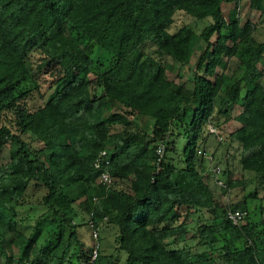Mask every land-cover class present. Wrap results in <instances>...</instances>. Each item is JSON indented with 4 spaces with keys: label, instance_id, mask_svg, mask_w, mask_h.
<instances>
[{
    "label": "trees",
    "instance_id": "obj_1",
    "mask_svg": "<svg viewBox=\"0 0 264 264\" xmlns=\"http://www.w3.org/2000/svg\"><path fill=\"white\" fill-rule=\"evenodd\" d=\"M229 2L239 0H0V264L84 262L81 202L96 226H115L123 264H264V37L226 17ZM250 7L264 29V0ZM177 13L207 23L170 31ZM174 63L193 65L188 83L169 77ZM232 118L239 128L224 133ZM34 206L36 222L56 224L40 244L38 228L18 225ZM237 208L240 224L228 217ZM191 232L194 245L172 247Z\"/></svg>",
    "mask_w": 264,
    "mask_h": 264
},
{
    "label": "rangeland",
    "instance_id": "obj_2",
    "mask_svg": "<svg viewBox=\"0 0 264 264\" xmlns=\"http://www.w3.org/2000/svg\"><path fill=\"white\" fill-rule=\"evenodd\" d=\"M223 11L225 13V16L228 17L230 15H234L238 17L241 21V23H244L246 21H250L251 23H254L257 25L258 29L257 32L255 33V36L259 39H262L264 37V29L262 28V25L260 24V12L256 9H252L250 7V0H239L238 4L235 5L234 2H229V3H224L223 6ZM207 21H198L195 22L194 19L186 16L183 13H177L174 17L173 23L170 26V31H174L175 29L181 27L184 24H192L195 26V28L198 30L200 29L204 24H206ZM264 24V23H262ZM238 61L235 57H232L228 60L226 72L231 73L237 66ZM194 67L192 64L189 65H180L179 63H174L173 65V70L169 72V77L172 79H177L179 82H183L186 84L188 83V80L191 77V73L193 71ZM219 70V68H218ZM116 109H119L117 106V103L111 101L109 104V107L107 109L108 115L112 111H116ZM238 113L237 109H233L231 116L234 117ZM137 122L144 128L148 129L152 125V120L148 117H139L137 118ZM240 126V123L236 121L234 118H232L230 121H228L226 124L223 125L222 130L224 133H229L232 131H235L238 129ZM118 126L114 125L112 129L114 131L118 130ZM214 141L210 140L208 142V147L209 151L214 148ZM236 145V142L233 145ZM213 150V149H212ZM7 154H2L1 161H0V168L2 169L1 171L3 172H8V166H7ZM229 159V169L232 171V175H238L240 172V166H239V161H238V153L231 149L230 154L228 156ZM222 167V166H221ZM216 189V195L215 197L218 199V201L222 203H228V200L232 199L233 196V191L231 192L229 198L228 195L225 192L220 191L219 189ZM247 190H250L251 187H247ZM237 194H242L240 193L239 190L236 191ZM77 206V211H78V216L75 219L76 223H80L78 227V232L80 234V237L82 240L85 242L86 246L90 248L94 243L95 240L93 239L91 235V228L88 226V212L85 210L86 203L81 202L78 203ZM30 215L29 220H24V221H19L20 224V230L24 232L26 235H30L36 228L41 232V236L38 240L39 244L44 242V240L47 239V235L49 236L50 233H52L53 229L55 228L54 222L49 219L50 215H45L42 216L41 219L36 222V218L38 217L39 214L43 213L44 210H36V207L34 206L33 209H28V207L21 209L20 213H26ZM19 214V215H21ZM206 214V213H205ZM23 215V214H22ZM207 215V214H206ZM195 217V215H193ZM240 224V222L238 223ZM18 226V227H19ZM99 226V241H100V255H109L114 253L113 261L107 262L106 264H123L125 259H126V254L124 252H116L115 247L117 246L116 242V228L112 224L106 222V220L101 221L98 223ZM68 229L65 230V234L67 233ZM39 232V233H40ZM194 233H188L187 235H183L180 237H177L173 242H172V247H177L180 248L184 245H194L196 243V239L192 237ZM46 237V239H45ZM37 247L34 248L33 253H36ZM70 264H83V262H79L75 259V257H72ZM63 264H68L67 262Z\"/></svg>",
    "mask_w": 264,
    "mask_h": 264
},
{
    "label": "built area",
    "instance_id": "obj_3",
    "mask_svg": "<svg viewBox=\"0 0 264 264\" xmlns=\"http://www.w3.org/2000/svg\"><path fill=\"white\" fill-rule=\"evenodd\" d=\"M210 127L211 131H215L213 128ZM164 151V144L160 143L157 147V155L159 157L162 156ZM105 154V151L100 152L99 156L97 157L96 161H95V166L96 167H100V160L102 159V156ZM219 171V169H217V172ZM99 181L102 184H110L112 182V178L109 172L103 170L100 172V176H99ZM219 184H223L222 180H218ZM246 211L241 209V208H237V209H231L228 211V217L232 220V222L234 224H238L239 222H241L243 220V218L246 215ZM89 225L91 227L92 230V237L95 240V243L91 246V252L89 254V256L87 257V259L84 260L83 264H95L99 254H100V241H99V226H96V224H94L92 222L91 219H89ZM25 264H41L40 262H36V261H27Z\"/></svg>",
    "mask_w": 264,
    "mask_h": 264
}]
</instances>
